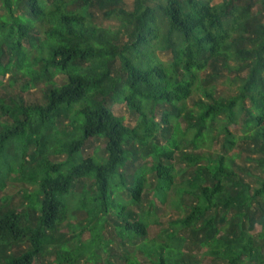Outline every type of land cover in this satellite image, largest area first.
I'll use <instances>...</instances> for the list:
<instances>
[{
  "label": "trees",
  "instance_id": "trees-1",
  "mask_svg": "<svg viewBox=\"0 0 264 264\" xmlns=\"http://www.w3.org/2000/svg\"><path fill=\"white\" fill-rule=\"evenodd\" d=\"M125 1L0 0V88L41 84L43 99H0V191L14 166L36 185L26 210L0 206V264H95L110 252L105 228L143 239L154 201L167 199L183 216L163 231L157 264L201 263L184 258L175 227L212 263L264 264V0ZM221 79L236 93L217 95ZM89 140L103 157L98 146L84 155ZM53 144L65 161L50 162ZM69 206L87 214L72 237L61 231ZM85 220L89 239L71 248ZM129 256L118 258L138 264Z\"/></svg>",
  "mask_w": 264,
  "mask_h": 264
},
{
  "label": "rangeland",
  "instance_id": "rangeland-1",
  "mask_svg": "<svg viewBox=\"0 0 264 264\" xmlns=\"http://www.w3.org/2000/svg\"><path fill=\"white\" fill-rule=\"evenodd\" d=\"M221 0H212L213 4H216L220 2ZM126 7L127 9H132L134 0H126ZM105 26H110L113 31L117 30L118 23L117 22H108L103 21ZM159 59L163 61H167L169 57L166 54H163L161 52H157ZM58 80V79H57ZM224 80L221 79L219 81V89L217 92V95H225L230 96L232 94L236 93V86H232L227 83H223ZM42 85L40 84L35 89H29L28 91L21 92V83H18L14 85V87H5L0 88V99L4 101V103L8 102V97H13L14 95H21L24 99V102L26 104H41L43 102L42 99ZM190 106H193L192 102H190ZM113 111L117 116L123 117L125 119V123L129 126H135L136 125V117L129 112L127 107L122 104H116L113 107ZM3 123V119L0 117V124ZM11 123V122H9ZM232 130L237 131L236 127H232ZM239 134V133H238ZM90 145H86L84 147V155H91L93 149L98 146L99 147V154L103 157V142L95 141V140H89ZM57 146V145H56ZM241 146H243L241 143L238 144L239 150L236 148V151L241 150ZM215 149H218V146L215 147ZM34 148L32 146H28L26 150V156L32 154ZM49 152V160L52 164H57L65 161V153H57L55 144H53L51 147L47 150ZM234 151V152H236ZM28 160V157L27 159ZM239 165H241V160L238 159ZM151 158L138 161L135 167L138 165L145 166L148 168L150 166ZM15 172H11L9 175H6L3 179V187L0 191V206L3 204H7L12 209L16 210L17 212H20L22 210H26L29 208V204L31 200L34 198L35 191H36V185L30 183L27 180V177L24 176V173L22 174V171L20 170L19 166H14ZM131 169V168H130ZM150 180V179H149ZM92 180H84V187L88 189L89 193H93L95 191V187L91 186ZM142 204L140 205V208L142 210H146L149 208L148 201L152 200L151 194L148 196H144ZM171 201L167 199V201L164 204H160L158 201H154V206L156 210L152 209V215L149 217L148 227L146 230V235L143 239H134L132 241H128V237L123 236L120 237L119 235H116V232L114 233V230L112 227L105 228L104 231L110 232L108 239L109 242V253H106L102 251L101 249L97 250L96 252V262L95 264H106L107 260L112 263L116 264H123V261L120 260L118 257L123 256L125 252L129 253V260L131 262L136 261L138 264H157L156 262V256L157 251H159L158 246L159 245H165L168 244V240L166 236L163 234V231L170 230V224L169 221H172L176 218H180L183 216L182 210H175V207L170 206ZM70 205V203H69ZM29 206V207H28ZM73 206V204H72ZM69 206V214L68 218L63 221L61 231L66 232V237H72L73 235H76L80 230V223L82 219L86 218L85 212L80 213L78 211H75L74 208H70ZM76 207V206H75ZM130 209L134 210L135 208L131 207ZM136 212H139L136 209ZM110 214V217L114 219V216L112 213L113 211L108 212ZM140 213V212H139ZM38 213H35L34 216L38 217ZM92 226V223L88 224L87 221L83 222V227L85 231L83 232V235L78 240H73L70 242V247H79L78 242L85 243L89 239V233ZM179 229V230H178ZM175 230L177 231V237H182L185 239V242L182 246V252H184V258H188L190 255L194 256L193 258H198L201 260L200 264H216L211 262L210 256H204L200 257V255L205 252L206 249L201 248V246L195 245V243H192L189 236H191L187 231L182 230L178 227H175ZM262 231V228L260 225L255 226V230L251 232L252 235L257 236ZM123 240V241H122ZM123 242V243H122ZM113 254L114 260L112 261L111 256ZM165 252H162V257L165 260ZM39 264H56L53 257L46 256L44 258L39 259ZM75 264H84V259L80 258ZM93 264V263H88Z\"/></svg>",
  "mask_w": 264,
  "mask_h": 264
}]
</instances>
